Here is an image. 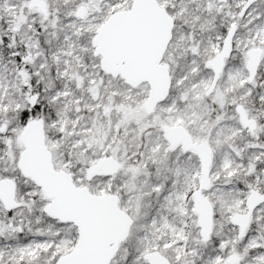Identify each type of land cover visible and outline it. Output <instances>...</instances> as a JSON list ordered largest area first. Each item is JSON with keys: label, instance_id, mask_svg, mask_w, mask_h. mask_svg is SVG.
<instances>
[{"label": "snow or ice", "instance_id": "6c2138e0", "mask_svg": "<svg viewBox=\"0 0 264 264\" xmlns=\"http://www.w3.org/2000/svg\"><path fill=\"white\" fill-rule=\"evenodd\" d=\"M0 264H264V0H0Z\"/></svg>", "mask_w": 264, "mask_h": 264}]
</instances>
